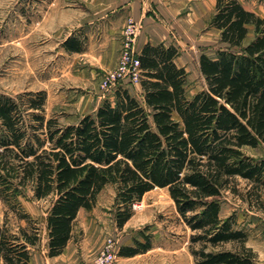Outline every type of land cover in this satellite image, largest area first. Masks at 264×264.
Masks as SVG:
<instances>
[{
    "label": "trees",
    "instance_id": "trees-1",
    "mask_svg": "<svg viewBox=\"0 0 264 264\" xmlns=\"http://www.w3.org/2000/svg\"><path fill=\"white\" fill-rule=\"evenodd\" d=\"M214 1L208 26L218 31L221 46L213 58L199 56L204 88L190 97L178 49L163 42H146L138 54L141 100L128 84H118L112 99L76 123L45 118L43 91L0 95V199L28 222L17 231L0 226V262L29 264V247L39 241L38 227L18 210L17 196L28 185L35 199L50 201L49 257L63 252L79 210H92L112 185L119 230L144 194L166 188L191 231L193 264L255 262L235 214L220 211L224 190L264 211V156L243 151L264 147V18L240 0ZM82 44L74 36L61 45L81 52ZM142 237L119 248L118 256L151 249L150 235Z\"/></svg>",
    "mask_w": 264,
    "mask_h": 264
},
{
    "label": "rangeland",
    "instance_id": "rangeland-1",
    "mask_svg": "<svg viewBox=\"0 0 264 264\" xmlns=\"http://www.w3.org/2000/svg\"><path fill=\"white\" fill-rule=\"evenodd\" d=\"M39 1L47 0H0V95L16 98L22 92L43 91L45 118L53 116L61 124L76 123L79 117L92 113L104 98H113L115 88L102 90L100 84L105 72L116 64L102 66L90 57L67 52L60 36L50 34L48 23L42 24L46 6ZM240 1L264 18V0ZM214 4V0H160L159 37L178 49L175 59L187 73V97L204 88L198 69L199 56L204 53L213 58L221 46L218 31L208 26ZM83 46L85 52L87 43ZM126 86L141 100L139 82ZM243 151L253 157L264 156V147L260 146L245 147ZM234 184L244 192L242 180L237 178ZM114 196L112 185L102 189L94 208L80 212L75 236L81 234V222L96 219L105 227L104 239H114L117 253L123 246H134V239L144 241L142 233L150 235L151 249L130 257L117 254L112 264H193L188 245L191 231L176 213L166 188H153L144 194L136 203L143 205L132 208V216L120 230L115 225ZM221 201L220 215L235 214L238 225L247 232L246 246L256 257L253 264H264V211L250 208L230 190L223 191ZM17 202L18 210L26 212L38 227L42 241L47 236L45 217L50 201L35 199L28 185L21 187ZM5 222L12 231L28 226L0 199V226Z\"/></svg>",
    "mask_w": 264,
    "mask_h": 264
},
{
    "label": "crops",
    "instance_id": "crops-1",
    "mask_svg": "<svg viewBox=\"0 0 264 264\" xmlns=\"http://www.w3.org/2000/svg\"><path fill=\"white\" fill-rule=\"evenodd\" d=\"M38 3L46 6L42 24L48 23L50 34L60 36V43L74 36L83 43L82 46L87 43L85 52L71 53L90 57L98 65L117 64L122 30L130 17L139 25L134 45L137 54L146 42L165 44L158 31L160 0H47ZM83 210H79L76 221ZM75 228L76 224L73 236L57 256H48L47 236L30 246L29 264H85L93 261L104 243L105 227L94 219L80 223V235L75 236Z\"/></svg>",
    "mask_w": 264,
    "mask_h": 264
},
{
    "label": "built area",
    "instance_id": "built-area-1",
    "mask_svg": "<svg viewBox=\"0 0 264 264\" xmlns=\"http://www.w3.org/2000/svg\"><path fill=\"white\" fill-rule=\"evenodd\" d=\"M138 29V23L133 18H128L122 30L117 64L112 70L105 72L103 75L104 78L100 84L102 90L116 88L118 84L132 85L139 82V60L134 46ZM137 206L140 207V205L134 204L133 208ZM116 255L117 247L114 239L109 237L102 244L95 259L85 264H112L116 259Z\"/></svg>",
    "mask_w": 264,
    "mask_h": 264
},
{
    "label": "bare ground",
    "instance_id": "bare-ground-1",
    "mask_svg": "<svg viewBox=\"0 0 264 264\" xmlns=\"http://www.w3.org/2000/svg\"><path fill=\"white\" fill-rule=\"evenodd\" d=\"M141 203H142V202H141ZM142 205H143V203H142ZM142 205H140V207H141Z\"/></svg>",
    "mask_w": 264,
    "mask_h": 264
}]
</instances>
